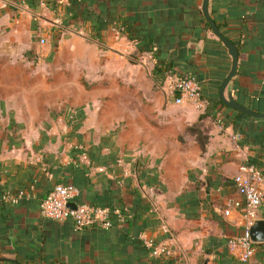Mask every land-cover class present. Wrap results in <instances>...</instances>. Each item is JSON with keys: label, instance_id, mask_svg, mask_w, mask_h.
Returning a JSON list of instances; mask_svg holds the SVG:
<instances>
[{"label": "crops", "instance_id": "1", "mask_svg": "<svg viewBox=\"0 0 264 264\" xmlns=\"http://www.w3.org/2000/svg\"><path fill=\"white\" fill-rule=\"evenodd\" d=\"M202 0H0V257L22 264H239L227 240L246 227L233 177L264 165V118L221 103L231 56ZM238 50L224 90L264 113V0H209ZM44 40L43 43L40 41ZM193 74L204 113L173 103ZM109 211L75 230L39 202L56 184ZM2 194V195H1ZM165 242L153 256L145 242ZM0 260V264H15ZM252 264H264L255 244Z\"/></svg>", "mask_w": 264, "mask_h": 264}, {"label": "built area", "instance_id": "2", "mask_svg": "<svg viewBox=\"0 0 264 264\" xmlns=\"http://www.w3.org/2000/svg\"><path fill=\"white\" fill-rule=\"evenodd\" d=\"M41 43L44 40L40 41ZM173 91V103L177 106L189 105L198 112L204 113L208 102L202 96L200 85L193 78L179 77L171 85ZM235 186L243 195V203L230 199L223 211L229 215L233 208L243 209L246 227L243 234L227 240V248L230 254L235 256L239 264H252L251 258L255 251V243L251 240L249 228L256 220H264V166L259 168L254 165L241 166L233 177ZM78 190L71 184H56L53 189L39 202V212L47 219L53 221L71 220L75 230H80L91 225H99L102 228L112 226L109 220V211L104 208L89 206L85 203L74 201ZM23 196V192L16 194L7 192L0 197L2 201L16 204ZM68 204H73L71 207ZM146 247L153 256L171 255L172 250L165 242L155 243L152 240L145 242Z\"/></svg>", "mask_w": 264, "mask_h": 264}, {"label": "water", "instance_id": "3", "mask_svg": "<svg viewBox=\"0 0 264 264\" xmlns=\"http://www.w3.org/2000/svg\"><path fill=\"white\" fill-rule=\"evenodd\" d=\"M208 1L209 0H202L201 4V12L205 19V21L210 26L212 32L215 34V36L223 43V45L227 48L230 56H231V67L228 72V74L225 76V78L222 80L219 89H218V97L222 104L225 106L237 110L245 115L257 117V118H264V113H258L254 112L252 110H249L248 108H245L241 104L237 103L233 100L231 96H227L225 98L224 96V90L227 86L230 79L235 75L236 68H237V59H238V50L237 47L229 41L219 30V28L216 26L214 21L211 19V17L208 14ZM69 206L73 207V204H68ZM249 234L250 238L255 243H264V220H256L254 223L251 224L249 228ZM7 258L0 257V260H5ZM8 261H11L15 264H22L14 259H7Z\"/></svg>", "mask_w": 264, "mask_h": 264}, {"label": "trees", "instance_id": "4", "mask_svg": "<svg viewBox=\"0 0 264 264\" xmlns=\"http://www.w3.org/2000/svg\"><path fill=\"white\" fill-rule=\"evenodd\" d=\"M234 45H235V44H234ZM235 46H236V45H235ZM180 77L193 78L194 80H196V81L198 82L197 78H196L193 74H191V73H187L186 75H182V76H180ZM207 109H209V105H208ZM263 166H264V165H260V166H256V167L261 168V167H263ZM59 184H61V183H59ZM7 192L14 193V194L17 193V192H12V191L6 190V191L2 192V194H5V193H7ZM2 194H1V195H2ZM42 199H43V198H42ZM40 201H41V200H40ZM3 203H4V201H2V202L0 203V205L3 204Z\"/></svg>", "mask_w": 264, "mask_h": 264}]
</instances>
